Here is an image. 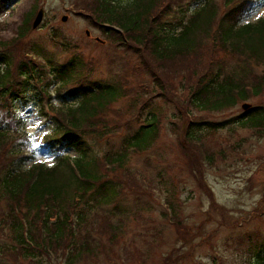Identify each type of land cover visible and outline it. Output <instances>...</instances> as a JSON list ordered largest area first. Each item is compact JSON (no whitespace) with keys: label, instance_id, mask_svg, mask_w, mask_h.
Returning <instances> with one entry per match:
<instances>
[{"label":"trees","instance_id":"16d2710c","mask_svg":"<svg viewBox=\"0 0 264 264\" xmlns=\"http://www.w3.org/2000/svg\"><path fill=\"white\" fill-rule=\"evenodd\" d=\"M262 2L264 0H89L78 10L87 13L84 16L112 40L115 49L142 58L147 75L161 82V76L172 68L179 69L191 54L198 60L202 52L209 53L205 68L189 71L185 65L181 71L191 77L188 101L192 109L222 114L264 93V75L252 73L254 64L264 67V18L241 24L243 16ZM35 12L34 6L23 17L18 39L0 40V233L5 235L8 231L10 235H6L8 240L0 241V256L6 264L7 259L16 264H45L59 258L65 264H77L81 260H97L103 244L94 236L105 235L108 240L105 256L115 263L121 258V254L115 252L122 239L120 231L125 221L135 217L134 212L117 205L116 199L128 187L132 191L137 186L135 176L127 168L131 155L146 153L158 137L160 120L156 110L146 108L154 98L149 96L143 100L137 111L141 113L139 119L145 114L142 123L123 138L120 146L109 147L103 155L95 152L91 146L114 129L104 123L105 111L126 97V87L113 76L106 82L93 79L92 62L73 51L59 64L41 45L31 42L30 47H25L24 38L31 32ZM52 40L56 41L57 35H53ZM202 40L208 43L204 45ZM210 40L214 48L207 50ZM56 44L62 47L63 43ZM59 49L64 53L71 51ZM213 49L222 51L226 57L213 58L216 51ZM147 59L153 71L160 74H153L145 64ZM158 84L154 86L159 87ZM73 85L76 87L68 89ZM52 86L59 88L53 95L49 91ZM160 91L166 99V91L162 87ZM75 100L73 106L71 102ZM17 104L37 106L40 116L51 124L50 133L43 137L39 147L55 155L52 167L42 163L26 167L35 161V155L23 122L16 115ZM233 128L249 130L261 138L264 106L245 109L236 120L229 122L211 124L188 118L176 129V146L188 164L197 167L193 178L209 196L212 210L217 204L202 180L204 170L212 167L216 154L206 137ZM67 150L74 151L77 158H67L63 154ZM123 170L128 172V180L115 176ZM139 185L147 188L149 183ZM152 188L149 187L150 191ZM170 191L171 187H166V193L174 202L173 190ZM81 200L82 209L78 208ZM167 203L170 214L162 211L161 215L165 219L169 217L170 225L177 228L180 242L192 244L190 238L199 233L192 235L191 228L182 224L178 205L169 199ZM111 204L114 207L105 212V220L101 222L104 214L99 215L101 210L96 209ZM155 233L162 240L160 232ZM250 242L251 239L248 243L253 247L252 251L249 246L253 260L249 264H264V240ZM123 250L126 263L136 260L137 256L143 257V253L127 246ZM176 251L178 253L166 256L163 264L182 263L187 253ZM141 264H147V260L142 259Z\"/></svg>","mask_w":264,"mask_h":264},{"label":"rangeland","instance_id":"374dc122","mask_svg":"<svg viewBox=\"0 0 264 264\" xmlns=\"http://www.w3.org/2000/svg\"><path fill=\"white\" fill-rule=\"evenodd\" d=\"M88 1L0 0L2 42L6 40L13 42L18 39V27L23 17L35 6L36 12L33 14L31 25L39 10L44 12V18L41 24L31 28V32L24 38L25 47H30L31 42L41 45L44 52L58 59L59 64H62L73 51L87 62H92L93 79L106 82L113 76L121 85H125L126 97L116 101L105 111L104 123L113 126L114 129L91 146L95 152L103 155L104 150H108L109 147L116 149L120 146L123 138L142 123L145 114L139 119L141 113L137 114V111L142 107L143 100L149 96L154 98V101L149 100V106L146 108L153 107L156 110L160 120L158 137L156 142L145 151L146 153L131 155L127 168L135 176L137 186L132 191L128 187L129 189L116 199L117 205L125 208L126 211L134 212L135 215L125 221L120 231L122 239L116 245L115 252L120 253L121 258L118 260L116 257L115 263L110 261L105 256L107 238L105 235H95V240L103 244L97 260H81L77 264H141L142 259H146L147 264H163L166 256L178 253L176 249L187 253L185 260L180 264H249L253 260L249 252V246L253 251L252 245L248 243L249 239H251L250 243L255 241L260 243L264 240V134L258 138L249 130L233 128L231 131L223 130L206 137L210 149L216 154L212 167L204 170L202 180L217 204L212 210L209 196L193 178L197 173V167L190 166L176 146L178 142L176 129L184 125L188 118L194 122L206 121L211 124L236 120L244 112L243 104H247L248 108L264 106V93L239 103L222 114L193 110L188 101L192 85L191 77L181 70L185 65H188L189 71L205 68L209 53L202 52L198 60L195 54H191L188 61L186 60L179 69L172 68L168 74L161 76V82V79L147 75L142 58L131 53L122 54L114 48L112 40L105 37L100 28L92 26V21L84 16L87 13L78 10L85 7ZM63 17H67L64 22ZM261 18H264V2L246 13L241 24L255 23ZM53 35H57L56 41H51ZM202 41L206 45L207 40ZM56 43H63L62 47H57ZM209 43L207 50H212L214 47L211 40ZM59 48L71 49V51L64 53ZM212 56L216 59L226 57L220 50L213 52ZM147 62L145 64L153 74H160L153 71L148 59ZM252 73L264 75V67L254 64ZM157 83L160 84L157 85L159 87L154 86ZM75 87V85L69 86L68 89ZM161 87L166 91V99L161 96ZM58 90V87L53 86L49 91ZM76 102L75 100L71 104L74 106ZM54 103L57 105L58 101ZM15 107L16 115L23 122L25 131L29 132L35 155V161L27 164L26 167L35 163L52 167L55 155L39 147L43 137L50 133L51 124L44 121L40 116L39 108L33 104H17ZM64 155L73 160L77 158V154L72 150H67ZM108 176L113 179L116 177L121 180L129 179V174L125 170L121 173L117 172L116 177L111 174ZM140 183L144 185L149 183V186L145 188L140 186ZM169 186L171 191L173 190V199L179 208L178 213L181 211L182 224L191 228L192 235L199 233L190 238L192 244L185 245L180 242L177 238V228L170 225L169 217L165 219L161 215L162 211L170 214L168 199L174 203L166 193V187ZM149 187H153L152 191ZM113 207L111 204L96 209V211L101 210L99 215L104 214L101 222L105 220V212ZM220 207L222 209L217 211ZM78 208H84L83 200ZM233 222L235 226L232 225ZM198 227L200 230H197ZM178 230L181 231L180 228ZM156 231L160 232L162 240L157 238ZM4 233L5 235L0 233V241L8 240L7 236H10L8 231ZM124 246L138 250L139 253H143V257L137 256L136 260L126 263L123 261ZM60 260V258L57 261L52 259L45 264H65L64 260L62 262ZM3 261L5 262L4 259L1 262ZM7 262L16 264L12 259H7Z\"/></svg>","mask_w":264,"mask_h":264},{"label":"water","instance_id":"95a60500","mask_svg":"<svg viewBox=\"0 0 264 264\" xmlns=\"http://www.w3.org/2000/svg\"><path fill=\"white\" fill-rule=\"evenodd\" d=\"M43 18V11L39 10V12L37 13L35 19L32 22V28H36L42 21ZM67 17H63L62 21H66ZM249 106L247 104H243L242 109L245 110L247 109Z\"/></svg>","mask_w":264,"mask_h":264}]
</instances>
